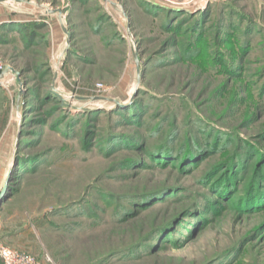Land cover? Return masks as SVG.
Segmentation results:
<instances>
[{
	"label": "rangeland",
	"instance_id": "1",
	"mask_svg": "<svg viewBox=\"0 0 264 264\" xmlns=\"http://www.w3.org/2000/svg\"><path fill=\"white\" fill-rule=\"evenodd\" d=\"M0 26V244L54 264H264V209L238 206L264 157V0H0ZM239 158L237 195L192 217L215 198L205 174Z\"/></svg>",
	"mask_w": 264,
	"mask_h": 264
},
{
	"label": "trees",
	"instance_id": "2",
	"mask_svg": "<svg viewBox=\"0 0 264 264\" xmlns=\"http://www.w3.org/2000/svg\"><path fill=\"white\" fill-rule=\"evenodd\" d=\"M1 27L2 26H0V30L2 29ZM24 31H25L24 29L20 30V32H24ZM32 36L33 34L31 32L30 34L26 35V39L28 40V43L31 42V38H33ZM137 116H135V118ZM128 143L130 142H127V144ZM130 144H133V143H130ZM130 146L136 149H139V147L145 148V145H142V146L130 145ZM217 148H218V143L213 142L210 144L209 147L208 146L205 147L204 148L205 150H199V151L191 150L184 154H178V158H177L178 164H180L179 165L180 168L183 167V164L186 166L191 165V164L193 166L194 165L196 166L197 163L195 160L198 157H200L201 155H203L204 152H207V151L209 153H212L213 151H216ZM150 155H152L151 156L152 160L156 162L157 164L173 163V166L175 165V162L172 159L174 156V152H172L171 150H168L166 147H158L156 148V152H154V154L151 153ZM249 156H251V154L244 155L242 157H245L247 159ZM257 156L261 157L262 155L259 156V153H256V155H254V158ZM261 158H258L257 160L258 165L257 167H255L253 171V175L246 182V185L242 188L240 198H238V206L243 207L245 210L264 209V165L262 164L264 162V157H261ZM242 159L243 158H239L236 164H235V161H232V162L224 163L222 165L214 166L209 172H207L205 174L203 184L208 185L210 195H212L215 198H212L207 195L204 196L201 206L197 204L195 206L196 208L194 212L191 213V211L193 210L188 209L186 210V214L190 212L191 213L190 215L192 217H199V218H201V215L207 211L213 215L218 214L221 210L220 208H222L220 201H225L226 199H229L230 194L232 195V197L234 195L236 196L238 193L237 188L239 187L243 179L245 181L244 175L248 169V164L244 163L245 160L242 162ZM152 195L153 194H148L144 196L143 198H146V197L148 198ZM196 209H198V212H196ZM176 220L177 218L174 221Z\"/></svg>",
	"mask_w": 264,
	"mask_h": 264
},
{
	"label": "built area",
	"instance_id": "3",
	"mask_svg": "<svg viewBox=\"0 0 264 264\" xmlns=\"http://www.w3.org/2000/svg\"><path fill=\"white\" fill-rule=\"evenodd\" d=\"M2 72L3 65L0 64V75ZM45 261V263L39 262L31 255L0 244L1 264H54L48 257L45 258Z\"/></svg>",
	"mask_w": 264,
	"mask_h": 264
},
{
	"label": "water",
	"instance_id": "4",
	"mask_svg": "<svg viewBox=\"0 0 264 264\" xmlns=\"http://www.w3.org/2000/svg\"><path fill=\"white\" fill-rule=\"evenodd\" d=\"M9 183H10V175L8 176L1 192H0V205L2 204V202L5 200L6 198V193L8 191V186H9Z\"/></svg>",
	"mask_w": 264,
	"mask_h": 264
}]
</instances>
